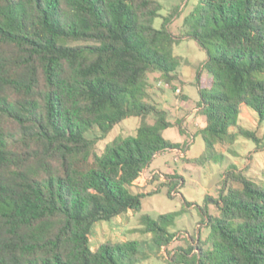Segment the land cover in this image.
I'll return each mask as SVG.
<instances>
[{"label":"trees","instance_id":"obj_1","mask_svg":"<svg viewBox=\"0 0 264 264\" xmlns=\"http://www.w3.org/2000/svg\"><path fill=\"white\" fill-rule=\"evenodd\" d=\"M161 10L156 0H0V264L145 259L138 242L92 250L90 238L98 222L139 213L146 196L168 187L172 197L184 185L178 174H155L162 186L133 191L159 154L186 150L165 138L173 124L150 80L157 75L164 92L179 79L182 39L207 53L196 109L209 150L201 164L217 161L216 145L232 146L238 135L264 150L258 129L239 124L245 106L264 122V0H198L179 38L168 19L155 28ZM129 118L140 120L136 133L99 151ZM199 211L207 238L199 234L172 262L264 264V184L229 170ZM178 215L142 217L156 252L172 242Z\"/></svg>","mask_w":264,"mask_h":264},{"label":"rangeland","instance_id":"obj_2","mask_svg":"<svg viewBox=\"0 0 264 264\" xmlns=\"http://www.w3.org/2000/svg\"><path fill=\"white\" fill-rule=\"evenodd\" d=\"M162 5L160 16L155 20L154 26L161 29L167 19L170 21L169 30L179 38L183 34L186 18L195 10L198 0H156ZM175 55L182 59L178 69L179 79L163 91L157 88L155 75L150 76L153 89L151 98L160 108L169 112V121L173 127L164 132L165 138L178 143L186 150L166 151L159 154L148 166L142 177L133 188L135 193L151 194L157 187L162 186L165 178L152 180L155 174L159 176L178 174L183 177L184 185L172 197L168 195V187H163L159 193L146 196L142 200V210L139 213L128 212L111 221L98 222L90 238V247L96 250L103 243L138 242L142 245L141 253L145 257L138 264H177L171 261L172 255L180 249L197 246L196 239L202 234L203 240L208 236V229L201 225L202 216L199 211L209 195L215 196L222 183L225 172L233 169L243 170L252 181L264 184V150L257 151L258 145L251 139L241 135L232 146L216 145L219 155L217 161L201 164L209 154L203 138L198 134L203 124V118L196 112L200 100L198 92V75L200 82L205 85L208 74L203 70L207 60V53L193 39H182L176 44ZM183 92L181 99L175 92ZM257 114L249 107H244L240 116L241 127L258 132L264 145V122L259 126ZM140 124L138 118H129L117 125L105 140L98 143L99 151L112 143L118 137L134 135ZM203 127V125H202ZM183 129V134L180 133ZM233 131V130H232ZM185 201L192 204L187 206ZM178 213L169 233L174 235L172 242L160 252H156L152 243V235L145 232L142 217L153 219L166 214ZM197 252V249L193 250Z\"/></svg>","mask_w":264,"mask_h":264},{"label":"built area","instance_id":"obj_3","mask_svg":"<svg viewBox=\"0 0 264 264\" xmlns=\"http://www.w3.org/2000/svg\"><path fill=\"white\" fill-rule=\"evenodd\" d=\"M166 87H169L168 85H166ZM177 93L180 94V90H177Z\"/></svg>","mask_w":264,"mask_h":264},{"label":"crops","instance_id":"obj_4","mask_svg":"<svg viewBox=\"0 0 264 264\" xmlns=\"http://www.w3.org/2000/svg\"><path fill=\"white\" fill-rule=\"evenodd\" d=\"M178 90H180V89H178ZM181 93L183 94V92L181 91ZM184 101H186V98L185 99H183ZM203 125V124H202ZM202 125H201V127H202Z\"/></svg>","mask_w":264,"mask_h":264}]
</instances>
